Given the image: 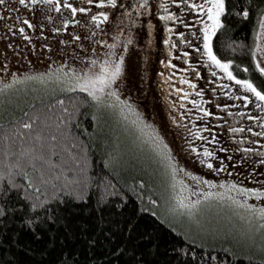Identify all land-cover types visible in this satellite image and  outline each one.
<instances>
[{
	"label": "trees",
	"instance_id": "trees-1",
	"mask_svg": "<svg viewBox=\"0 0 264 264\" xmlns=\"http://www.w3.org/2000/svg\"><path fill=\"white\" fill-rule=\"evenodd\" d=\"M145 1L116 0L113 7L107 0L35 5L3 0L0 30H13L15 19L24 21L37 11L42 24H52L56 45H90L101 51H73L76 60L89 56L96 61L103 53L102 63L114 64L117 43L131 37ZM65 2L71 7L65 8ZM224 3L220 26L211 37L212 54L229 65L234 80H247L262 90L264 75L254 50L264 0ZM93 16L103 22L97 24ZM44 39L49 52L51 34ZM57 50V56H66ZM50 90L0 110V264H264V217H252L248 231L233 212L262 213L256 192L240 187L227 192L225 186V195L214 193L217 210L229 213L233 221L225 225L212 218L214 230L199 233L181 211L168 213L178 206L177 177L181 179L185 167L179 159L160 163L151 147L146 150V140L138 147L135 133L132 146L116 147L111 137L115 127L100 112L104 108L99 100L77 86ZM130 113L132 122L141 124L135 110ZM161 196L163 204H158ZM183 220L193 228L182 225Z\"/></svg>",
	"mask_w": 264,
	"mask_h": 264
},
{
	"label": "rangeland",
	"instance_id": "rangeland-1",
	"mask_svg": "<svg viewBox=\"0 0 264 264\" xmlns=\"http://www.w3.org/2000/svg\"><path fill=\"white\" fill-rule=\"evenodd\" d=\"M210 6L207 0L145 1L133 21L131 37L117 43L114 64L102 63L103 53L95 56L96 61L89 56L76 60L73 51H101L90 45H56L52 24L50 33V27L39 19L40 12L34 11L24 21L15 19L13 30H0V110L19 106L44 89L51 92L53 87L77 86L99 100L104 108L100 112L105 111L115 127L111 137L116 147L132 146L135 133L140 137L138 147L142 149L146 140V150L151 147L160 163L179 159L184 164L181 179L177 177L178 206L169 208V214L181 211L179 214L198 226L199 233L206 234L215 226L212 218L229 225L231 215L217 210L219 205L213 201L214 193L225 195L226 187L227 192L228 187L256 192L254 198L264 213V102L229 80L209 59L203 45L206 26H213L207 15ZM169 16L172 18L163 19ZM261 18L254 50L259 70L264 68V14ZM50 34L51 53L43 46ZM87 39L82 41L88 43ZM57 47L66 56H57ZM121 55L120 73L111 80ZM100 79L108 82L101 84ZM131 109L141 124L132 122ZM243 193L242 199L248 201ZM163 201L161 196L157 202ZM233 212L249 231V220L262 217L261 212L250 215L240 208ZM180 222L192 227L185 220Z\"/></svg>",
	"mask_w": 264,
	"mask_h": 264
},
{
	"label": "snow or ice",
	"instance_id": "snow-or-ice-1",
	"mask_svg": "<svg viewBox=\"0 0 264 264\" xmlns=\"http://www.w3.org/2000/svg\"><path fill=\"white\" fill-rule=\"evenodd\" d=\"M30 2L35 5L38 2H42L45 4H49V3H53V0H30ZM207 2L211 5L210 7L207 8V15H208V19L213 21V26L211 29H209L207 26L205 28V34H204V49L207 52L209 59L212 61V63H214L217 67L221 68L222 70H224V72L227 74V77L229 80H233L234 77L232 75L231 72L228 71L229 65L227 63H221L219 60H217L216 56H214L212 54V50H211V37L212 35H214L215 33V28L220 26L219 23V17L220 15L224 12V8H225V3L224 0H207ZM0 3H3V0H0ZM19 3L21 5L25 4V0H19ZM89 3H91V0H89ZM107 3L110 6L115 7L116 6V0H107ZM97 7H102V4H97ZM143 6V5H142ZM65 8H70L71 5L68 4L67 2H65L64 4ZM189 7H192V5H189ZM203 9V5L200 6ZM167 10V9H165ZM57 11H59V8H57ZM77 9L73 8L72 12L73 15H75ZM80 11H84V9H80ZM103 17V21H107L108 16L106 14L101 13L100 14ZM248 13L245 12L244 16L247 17ZM172 17H163V19H171ZM92 20L94 22H96L97 24L103 22L99 19V17L97 16H93ZM25 23H27V21H25ZM29 27H31V25H29ZM20 31L23 33V29H20ZM123 63V58H120V62L117 63L115 65V70L111 73V80H114L116 78V76L119 75L120 73V65ZM245 71H247V69H245ZM261 74L264 75V68L260 69ZM101 84H105L108 81H105L104 79H100L99 81ZM235 83L240 85L246 92H250L252 93L257 100L264 102V94H262V92H264V89L262 90H258V85H254L252 82H249L247 80H239L236 79ZM208 167H212L211 164L208 165ZM262 217H264V213H262Z\"/></svg>",
	"mask_w": 264,
	"mask_h": 264
},
{
	"label": "bare ground",
	"instance_id": "bare-ground-1",
	"mask_svg": "<svg viewBox=\"0 0 264 264\" xmlns=\"http://www.w3.org/2000/svg\"><path fill=\"white\" fill-rule=\"evenodd\" d=\"M125 118V117H124ZM248 231H249V229H248Z\"/></svg>",
	"mask_w": 264,
	"mask_h": 264
}]
</instances>
